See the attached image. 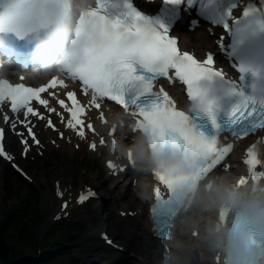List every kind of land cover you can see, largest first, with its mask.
Here are the masks:
<instances>
[{
    "label": "snow or ice",
    "instance_id": "obj_1",
    "mask_svg": "<svg viewBox=\"0 0 264 264\" xmlns=\"http://www.w3.org/2000/svg\"><path fill=\"white\" fill-rule=\"evenodd\" d=\"M138 3L143 0H97V6L81 16L77 29V36L84 37L85 60L50 78L43 86L0 81V105L10 102L12 113L44 120L33 103L56 113L55 107H49V99L41 94L56 97L59 86L71 102L69 106L65 99L56 100L70 115L65 126L76 130L79 125L77 135L82 139L85 121L81 117L86 107L96 110L102 119V106L110 105L128 112L139 128H150L161 139L192 151L205 171L215 169L221 162H225L226 172L231 171L230 159L226 158L234 153L235 144L257 130H264V62L246 58L264 54V0H162L154 15L142 11ZM193 8L209 22L208 31L217 37L218 47L209 49L203 59L194 52L181 50L178 35L173 33L182 9ZM198 24L199 20H191L193 28ZM223 59L229 61L238 77L229 75ZM66 80L76 82L77 89L68 90ZM172 88H179L186 96L190 110L180 107ZM81 92L90 96L87 105L78 99ZM4 119L9 121L7 115ZM20 122L39 144L33 127L24 120ZM47 124L55 130L51 119ZM86 126L96 132L93 123ZM11 127L16 128L15 122ZM4 138L5 130L0 128V157L11 160L2 143ZM22 143L27 154L28 140ZM99 145H106L102 136ZM89 147L97 150L98 145L92 142ZM245 154L242 165L249 175L264 178V151L252 143ZM107 167L117 170L110 160ZM119 171L132 170L121 167ZM241 179L246 181L248 177ZM163 184L160 181L156 187L157 206L166 195L160 186ZM57 195H63L59 186ZM93 197L95 191L89 188L80 194L77 203L83 204ZM63 207L67 208L68 203ZM152 218L156 237L163 240L167 225ZM104 239L111 243L106 235Z\"/></svg>",
    "mask_w": 264,
    "mask_h": 264
},
{
    "label": "clouds",
    "instance_id": "obj_2",
    "mask_svg": "<svg viewBox=\"0 0 264 264\" xmlns=\"http://www.w3.org/2000/svg\"><path fill=\"white\" fill-rule=\"evenodd\" d=\"M96 6L97 0H0V44L11 37L31 46L36 71L23 77L62 75L85 60L77 29ZM15 74L0 65V81ZM101 111L96 128L108 139L105 159L132 170V199L149 204L151 216L167 225L157 264H264V178L247 168L205 171L192 151L139 128L128 112L110 105ZM160 181L166 195L157 206Z\"/></svg>",
    "mask_w": 264,
    "mask_h": 264
},
{
    "label": "rangeland",
    "instance_id": "obj_3",
    "mask_svg": "<svg viewBox=\"0 0 264 264\" xmlns=\"http://www.w3.org/2000/svg\"><path fill=\"white\" fill-rule=\"evenodd\" d=\"M61 162L55 161L50 165L44 166L48 167V172L46 173L43 172L44 167H39L42 172L38 173L35 176L31 175L36 181V183L40 185L43 189V210L48 211L50 213L49 221L53 220L54 215L59 210V202L57 201L54 194V184L58 180L61 181V179L67 177V184L69 185V189L73 188V183L75 180V188H81L83 182H94L93 184L99 187L100 189L103 187V184H99V182L102 180L101 175L98 177L99 174L93 172V174H87L86 167L74 165L72 161H69V159L64 160L63 157H61ZM17 178L20 177L17 175H6L4 177V180L9 179V181L15 182ZM22 182L25 186H28V184L23 180ZM62 185H64L63 182ZM1 193L2 189H0V197ZM101 195H103L104 198L109 201V197L107 195H104L103 193H101ZM13 204L14 203H11L10 206H12ZM102 205L103 203H97L90 208H80L72 211V216L70 220L74 223V228L76 229V232L74 233L77 235L76 239L69 244H72L77 249H95L93 246V242H91L88 238V235L89 233H91V230H98L99 233H101L104 228L110 227V234L115 239V241L120 244L124 250L129 251L128 255L122 257V264L128 258L132 259V261L139 259V249L142 248V245L140 243L141 240L139 241L137 239V236L140 234V230H132L126 227V229H124V233L119 232V229H123V227H116L117 222L113 216L104 217L100 215V207ZM1 208L5 209V206L0 204V215ZM143 226H146V223H144ZM106 249L107 248H102L98 252L102 254L104 253L106 256H108L110 259H113L114 261L118 260V256H120V254H117L113 251L105 252ZM59 264H62V262H60Z\"/></svg>",
    "mask_w": 264,
    "mask_h": 264
},
{
    "label": "trees",
    "instance_id": "obj_4",
    "mask_svg": "<svg viewBox=\"0 0 264 264\" xmlns=\"http://www.w3.org/2000/svg\"><path fill=\"white\" fill-rule=\"evenodd\" d=\"M35 215V205L30 201L25 218L16 223L0 222V261L3 264H44L46 261V255L42 260L35 252L37 246L32 237L31 223Z\"/></svg>",
    "mask_w": 264,
    "mask_h": 264
},
{
    "label": "bare ground",
    "instance_id": "obj_5",
    "mask_svg": "<svg viewBox=\"0 0 264 264\" xmlns=\"http://www.w3.org/2000/svg\"><path fill=\"white\" fill-rule=\"evenodd\" d=\"M182 38V44L187 47H199L200 49L205 50L211 46V39L203 30H199L193 34L182 33ZM2 173L3 172L0 170V176L2 175ZM63 181L66 182L67 179L64 178ZM140 238V243L142 245V248L139 249L140 254L138 255V257L140 258L134 261H132V259L127 260L124 264H157L158 250H163L165 248V243L153 236V231H151V225L149 224L148 226H146ZM91 239L96 240L95 234L91 235ZM96 245L98 244L96 243Z\"/></svg>",
    "mask_w": 264,
    "mask_h": 264
}]
</instances>
